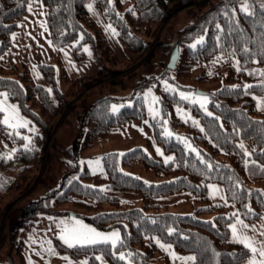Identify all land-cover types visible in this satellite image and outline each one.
<instances>
[{
    "label": "trees",
    "instance_id": "obj_1",
    "mask_svg": "<svg viewBox=\"0 0 264 264\" xmlns=\"http://www.w3.org/2000/svg\"><path fill=\"white\" fill-rule=\"evenodd\" d=\"M197 1L203 2L167 21L177 10ZM29 2L0 0V57L12 44L13 32L18 20L28 12ZM87 2L43 0V5L51 42L55 46H66L77 41L73 53L78 63L87 60L83 46L89 45L95 53V73L79 75L71 81V88L63 91L59 78L67 77V72L61 59L58 65L39 64L49 85L37 82L26 63L23 69L18 63L10 67L0 65V90H5L16 101L19 112L35 126L28 146L20 145L14 156L5 160V163H22L20 177L28 179L24 191L35 180L30 172L41 168L47 153L45 171L38 183L46 186V191L23 206L13 205L14 201L4 205L0 201V226L4 222L0 248L13 241L24 258L23 238L18 237L21 226L34 223L42 212L74 213L98 229L119 228L121 231L116 244L68 247L60 238H54L59 252L73 257L87 255L89 264H99L96 259L99 255L110 264H176L168 254L158 262L160 247L156 239L171 243L182 253L193 254L195 261L187 264H250L251 251L244 243L231 238L230 224L237 217L254 222L264 213V188L254 185L255 181L264 180V171H261L264 169V110L258 108L256 99L264 95V76H261L264 72L261 42L264 0H247L251 15L240 11L243 6L240 0H135L129 8H124L122 0L114 3L98 0L103 16L115 27L133 55L127 67L145 57L124 75L119 73L122 69L116 68L124 59L118 55L101 25L90 16ZM185 16L188 20L182 23ZM176 50L178 58L172 68L168 63ZM218 56L236 62L228 68V83L210 92V116L200 105L180 97L176 90L166 89L160 96V114L151 119L153 137L147 138L150 150L135 146L123 153L109 152L103 157L109 186L133 191L141 202L84 182L82 177L89 175L90 169L82 163L78 152L64 144L57 134L51 138L58 120L68 110L66 117L74 116L79 146H93L113 127L148 117L144 91L160 76L173 72L179 78L207 80V71L193 75V69ZM103 80L98 89L131 90L128 97L133 102L113 111L111 99L116 98L115 95L91 101V90L85 89ZM82 91L85 92L70 106L69 97ZM181 103L198 117V126L177 114L176 106ZM167 124L183 131L199 151L188 149L173 136H166L163 131ZM0 137L7 143L24 140L3 123H0ZM156 144L172 154L170 160L165 161L154 151ZM134 164L152 171L158 180L147 181L122 168ZM54 166L61 172L59 179L52 171ZM209 182L223 185L227 200L237 206L236 212L226 213L223 203L211 201ZM22 183L16 182L14 186ZM186 190L191 191L198 202L206 203L199 209H218L219 212L212 218H203L197 213L163 209L158 201L160 196ZM121 254L128 260L119 259Z\"/></svg>",
    "mask_w": 264,
    "mask_h": 264
},
{
    "label": "rangeland",
    "instance_id": "obj_2",
    "mask_svg": "<svg viewBox=\"0 0 264 264\" xmlns=\"http://www.w3.org/2000/svg\"><path fill=\"white\" fill-rule=\"evenodd\" d=\"M97 1L98 0H88L87 2L90 16L96 19V21L101 25L118 55L124 59L123 63L116 65V68L122 69V71L119 72L120 75H124L136 67L138 63H141L145 57L141 59L140 62L127 67L128 63L131 61L129 58L133 55H131L123 41L119 38L115 27L103 16ZM110 1L112 3L115 2V0ZM122 1L124 2V8H129L133 5L135 0ZM201 2L203 1H197L180 8L174 14H172L171 17L167 19V21L173 18L175 14L188 8H192L197 3ZM187 20L188 17L185 16L182 19V23L187 22ZM161 30L158 33L156 39H154L153 46L157 43ZM76 42L77 41L66 46H55L50 40V35L46 24L43 0H30L28 12L18 20V27L13 32L12 44L0 57V65L10 67L14 63H18L20 65V69H23V63H26L32 76L37 82L49 85L47 79L39 69V64L42 62H47L58 65V61L61 59L64 66L66 67L67 77H60L59 85L63 91H66L71 88L70 83L73 79L81 74H93L96 70V64L94 62L95 53L89 45L83 46V49L86 52L87 60L81 63L76 61L73 53V47ZM235 62V60L218 56L216 59L210 62H204L196 66L193 69V75H197L202 70H205L208 74L207 80H199L195 77L179 78L173 72L160 76L158 81L151 83L144 91L148 117L145 119L129 120L120 126L113 127L107 136L100 137L93 146L86 148L79 146V135L76 130V125L73 123L74 116L70 115L67 118L66 116L68 110H66L58 120L52 132L51 138L57 134L64 144L72 146V148L78 152L82 163L87 165L90 169V174L87 176L84 175L82 177L84 182L102 188L105 187L110 192L118 194L123 198L127 197L136 200L137 202H141L137 193L109 186V178L104 168L103 157L109 152L119 151L123 153L134 148L135 146H144L146 149L150 150L147 146V138L153 137V126L151 119L160 114V96L162 91L166 89L176 90L180 97H182L181 94H184V96L188 97L187 99L183 98L184 100H187L190 103L198 104L200 106L204 98H206L207 103L202 108H204V110L208 113H212L208 106V103L211 100L210 92L216 90L225 83H228V68L230 65L235 64ZM58 73H60L59 70ZM104 81L105 80L91 84L87 89H85V91L88 89L91 90V101L97 99L100 96H105L108 94L115 95L116 98L111 99L112 110L113 106L119 110L124 104H131L133 102V99L128 97L131 90L121 89L117 92H112L110 88H105L104 90L98 89V85ZM198 90L204 91V93H200ZM85 91H82L73 98L70 96V106L74 104ZM0 94H6V97L5 95H0V105L5 106L9 109V111H11V109L14 107L19 115V122H27L26 127H15L10 129H12L16 135L28 138L21 142L15 141L7 143L0 137V180L4 182L3 187H0V201L1 204L4 205L14 201L13 205L17 204L19 206H23L31 199L38 198L47 189L43 184H38L45 171L47 153L41 168L36 172L35 170L30 172V177L33 178L31 175H35V180L33 181L30 188L24 191L25 187L23 186L28 179L22 180L20 177L22 163L18 161L5 163V160L8 159L7 157L9 155L13 157L20 145L28 146L29 140L35 133V126L33 123H31L29 118L19 112L16 101L12 99L5 90H0ZM256 99L258 108L260 110H264V95H258L256 96ZM176 112L184 120L191 122L196 121L198 124H200V120L198 117L192 114L188 106L181 103L176 106ZM0 115L3 120L6 113H0ZM163 133L166 136H173L176 139L181 140L188 149H195L196 152L199 151V147L196 144L190 142L188 136L183 131L174 130L170 124L165 125ZM169 133H171V135H169ZM157 149H159V152ZM154 151L162 155L165 161L170 160L169 158L172 157V154L166 153L160 144L155 145ZM122 168L124 171L137 174L147 181L158 180V176H156L152 171L146 170L142 165L134 164L131 166H122ZM52 171L57 179L61 177V172L56 166L52 168ZM21 181L23 182L22 185L14 186L16 182L20 183ZM254 185L264 188V180H257L254 182ZM208 189L211 201L215 203H223L225 205L226 213L237 211L236 204L227 200L224 187L221 183L209 182ZM22 191L24 192L22 193ZM1 196L4 197L3 200L1 199ZM158 201L161 203L163 209L167 208L170 211L178 213H197L203 218H212L219 212L218 209H199L200 207L206 206V203L195 200V195L189 190L160 196ZM239 220L243 221V223L249 227H242L237 223V218H235L230 224L231 238L233 240V226H235L238 233L252 238V240L255 241V245L257 247H259L261 244H264V235H262V233H264V213L259 220L254 222H249L241 218H239ZM61 221L72 223L78 221L87 228L95 229L96 232L104 235L110 236L113 232H116L119 235V239L116 241V243L121 238V231L119 228L101 230L87 223L82 217L74 213L55 215L52 213L42 212L34 223L21 226L18 230V237L23 238V245L21 246V249L24 258H22V256L17 251L18 244L13 241H9L6 245H3L0 248V262L8 264H29V260H31V264H69V261L71 264H82V262H87V264H89V257L87 255L73 257L68 253L59 252L56 248L54 238H60L62 234V225L60 224ZM3 226L4 222L2 221L0 226V238L3 232ZM156 241L159 242L158 244L160 247V250L157 253L158 262L161 261V258L165 254H168L171 260H173L176 264H187L191 262V260H188L187 258L194 257V255L191 253H182L176 250L171 243L157 239ZM49 248L53 250L54 254L47 251ZM64 257H67L68 259L65 260ZM99 257L101 258L99 260V264H110L103 256L99 255ZM124 258L128 260L126 255H124ZM254 259L259 261L260 257L258 255L254 256L251 252L248 262L250 263V261ZM130 263L135 264L132 262Z\"/></svg>",
    "mask_w": 264,
    "mask_h": 264
},
{
    "label": "snow or ice",
    "instance_id": "obj_3",
    "mask_svg": "<svg viewBox=\"0 0 264 264\" xmlns=\"http://www.w3.org/2000/svg\"><path fill=\"white\" fill-rule=\"evenodd\" d=\"M240 2L243 5L240 8V11L245 13V14L251 15V13L249 12V9H248L247 0H240ZM0 7H2V6H0ZM261 7H264V5H261ZM129 11H132V10L129 9ZM261 42H262V46H264V36H262ZM245 50L248 51V49H245ZM261 76H264V72L261 73ZM246 87H251V86H246ZM0 95H5V97H6V94H0ZM181 96L184 99L188 98L187 96H184V94H181ZM206 103H207V99L204 98L203 102L201 103V107H204V105ZM116 110H117L116 107L113 106V111H116ZM0 113H6L4 119L2 121H0V123H3L5 126H8L10 128L26 127L27 126V122H19L20 118H19L17 110L14 107L11 109V111H9L8 108L0 105ZM207 114L209 116L211 115V113H207ZM193 123L198 126V122L193 121ZM201 131H203V129H201ZM169 135H171V133H169ZM23 139H28V138L24 137ZM29 143H30V141H29ZM240 147H241V149H243V147H244L243 144H241ZM157 151L159 152V149H157ZM193 151H195V149H193ZM7 158L11 159V156L9 155ZM169 159H171V158H169ZM261 171H264V169H261ZM3 183L4 182L2 180H0V187H3ZM249 211H251V210L249 209ZM237 223L240 224L244 228L249 227L248 225L244 224L243 221L239 220L238 217H237ZM60 224L62 225V229H61L62 234L60 236V239L63 240V242L68 247H76L78 245L79 246L95 245V244H99V243H109V242L115 244L116 241L119 239V235L116 232H113L110 236L104 235V234H101L99 232H96L95 229L87 228L86 226L80 224L78 221L74 222V223L61 221ZM253 230H254V226H253ZM262 235H264V233H262ZM233 237H234L235 242L244 243L245 247L249 248L254 256L258 255L260 257L259 261L254 259V260L250 261V264H264V244H261L259 247H257L255 245V241L252 240V238L243 236L241 233H238L235 226H233ZM157 243H159V242H157ZM47 251L52 252L54 254V252L51 248H49ZM217 255H220V254L217 253ZM64 259L67 260L68 258L64 257ZM96 259L100 260L101 258L96 257ZM119 259L123 260L124 255L121 254L119 256ZM187 259L191 260V261H195L196 258L195 257H188ZM29 264H31V260H29ZM69 264H71L70 261H69ZM82 264H87V262H82Z\"/></svg>",
    "mask_w": 264,
    "mask_h": 264
},
{
    "label": "water",
    "instance_id": "obj_4",
    "mask_svg": "<svg viewBox=\"0 0 264 264\" xmlns=\"http://www.w3.org/2000/svg\"><path fill=\"white\" fill-rule=\"evenodd\" d=\"M177 58H178V50H176L175 54L171 57V59L168 63L169 67H172V68L175 67L176 62H177ZM198 92L204 93V91H201V90H198Z\"/></svg>",
    "mask_w": 264,
    "mask_h": 264
}]
</instances>
